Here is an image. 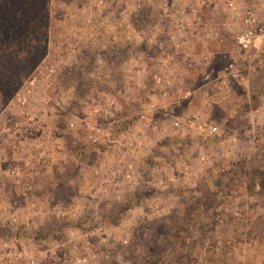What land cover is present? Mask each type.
Returning <instances> with one entry per match:
<instances>
[{
  "label": "rangeland",
  "instance_id": "1",
  "mask_svg": "<svg viewBox=\"0 0 264 264\" xmlns=\"http://www.w3.org/2000/svg\"><path fill=\"white\" fill-rule=\"evenodd\" d=\"M248 7L0 0V264H264Z\"/></svg>",
  "mask_w": 264,
  "mask_h": 264
},
{
  "label": "built area",
  "instance_id": "2",
  "mask_svg": "<svg viewBox=\"0 0 264 264\" xmlns=\"http://www.w3.org/2000/svg\"><path fill=\"white\" fill-rule=\"evenodd\" d=\"M236 48L242 53L258 51L264 47V17L253 8H246L242 15V25L235 36ZM193 124V121H189ZM214 131L213 127H210Z\"/></svg>",
  "mask_w": 264,
  "mask_h": 264
},
{
  "label": "crops",
  "instance_id": "3",
  "mask_svg": "<svg viewBox=\"0 0 264 264\" xmlns=\"http://www.w3.org/2000/svg\"><path fill=\"white\" fill-rule=\"evenodd\" d=\"M169 37H170V38H173L174 40H176V38H177L176 35L168 36V38H169Z\"/></svg>",
  "mask_w": 264,
  "mask_h": 264
}]
</instances>
